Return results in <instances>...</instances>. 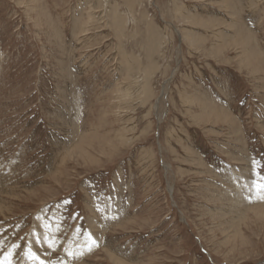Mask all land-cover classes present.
I'll use <instances>...</instances> for the list:
<instances>
[{"label":"rangeland","instance_id":"1","mask_svg":"<svg viewBox=\"0 0 264 264\" xmlns=\"http://www.w3.org/2000/svg\"><path fill=\"white\" fill-rule=\"evenodd\" d=\"M243 175L264 0H0V264H264Z\"/></svg>","mask_w":264,"mask_h":264},{"label":"bare ground","instance_id":"2","mask_svg":"<svg viewBox=\"0 0 264 264\" xmlns=\"http://www.w3.org/2000/svg\"><path fill=\"white\" fill-rule=\"evenodd\" d=\"M242 179H241V182H239V185L237 186V190L240 192V191H242V190H244L247 194H249V193H252V194H254L253 196L255 197L256 195L258 196V194L260 195L261 194V192L259 191H255V190H252L254 187L253 186H255V185H253L252 187H251V185H250V182H249V180L247 179V180H245L244 179V175L241 177ZM245 178H247V176L245 175ZM255 188H257V186L255 187ZM259 190V189H258ZM234 193V192H233ZM225 195V194H224ZM228 195V194H227ZM257 196H256V199H257ZM260 197V196H259ZM237 199L239 200V201H241L243 198L242 197H240L238 194H237ZM236 200V199H235ZM237 200V201H238ZM259 200V199H258ZM262 201H263V199H261ZM249 201V200H248ZM237 203V202H236ZM239 203V202H238ZM245 204V203H244ZM263 206V205H262ZM264 209V208H263ZM77 246V245H76ZM81 249H83V248H81ZM80 250V249H79ZM84 250V249H83ZM81 251V250H80ZM80 251L79 252H77V254H78V256L79 255H81L82 253H80ZM71 255V254H70ZM80 258H81V256H80ZM65 263H66V261H65Z\"/></svg>","mask_w":264,"mask_h":264},{"label":"snow or ice","instance_id":"3","mask_svg":"<svg viewBox=\"0 0 264 264\" xmlns=\"http://www.w3.org/2000/svg\"><path fill=\"white\" fill-rule=\"evenodd\" d=\"M259 189L261 192H264V184L259 185ZM262 198H264V197H262Z\"/></svg>","mask_w":264,"mask_h":264}]
</instances>
